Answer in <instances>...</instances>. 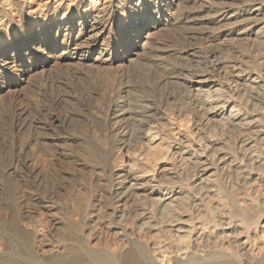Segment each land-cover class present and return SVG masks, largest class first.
Listing matches in <instances>:
<instances>
[{
    "label": "bare ground",
    "instance_id": "bare-ground-1",
    "mask_svg": "<svg viewBox=\"0 0 264 264\" xmlns=\"http://www.w3.org/2000/svg\"><path fill=\"white\" fill-rule=\"evenodd\" d=\"M21 60L25 74L0 73V110L33 139L0 165V190L14 180L34 221L11 222L26 257L66 263L73 228L90 264H264V0H0V63ZM134 66L179 96H139ZM96 74L106 85L89 108L74 88ZM49 83L48 109L35 99ZM74 101L88 109L60 110Z\"/></svg>",
    "mask_w": 264,
    "mask_h": 264
},
{
    "label": "rangeland",
    "instance_id": "rangeland-1",
    "mask_svg": "<svg viewBox=\"0 0 264 264\" xmlns=\"http://www.w3.org/2000/svg\"><path fill=\"white\" fill-rule=\"evenodd\" d=\"M187 23H189V22H187ZM190 23L191 24H189V25H187V27L189 28V27H191V25H192V28H197V26H195V25H193L192 23V21H190ZM199 27L200 26H198V28H197V30L195 29V31L196 32H199L198 30H200L199 29ZM194 31V29L192 30V32ZM130 72H131V74L133 75V77H132V79L135 81V84L137 85V87L139 86V90H140V95L139 96H143V95H146L147 97H150V98H153V100L154 101H156V103L157 104H162L163 102H165L164 100L166 99V96L168 97V95H170V96H174V97H177V96H179V90L174 86V87H169V88H164V89H162V88H160V87H158L157 85H156V83L154 84V80L152 79V75L150 76V74H149V72L147 71V70H145L144 68H142L141 66H134V67H131L130 68ZM148 73V74H147ZM102 74V73H101ZM64 75V76H63ZM96 75H98V76H96ZM96 75H94V77L92 78V77H90L88 80H85V81H83V82H80V83H77V84H75V87L76 88H74L75 90H74V92H76V95H75V97L78 99V97L80 98L81 97V95L83 96V97H85V102L87 101V106L89 107V108H93L94 106H97L99 103H100V100H97V99H99L98 97V94L100 93H98L97 91H96V89H103L104 87H103V85L105 86L106 84H104L105 83V81H106V79H105V76H104V74H103V76L102 75H100V74H96ZM66 75H65V72H63L62 74H60V75H58L57 77H55L53 80L55 81H57L58 80V78H62L61 79V81L62 80H64L63 78L65 77ZM134 76H135V78H134ZM103 77H104V79H103ZM66 78V77H65ZM98 78H100V79H98ZM94 79V80H93ZM103 82H101V81ZM65 81V80H64ZM63 81V82H64ZM95 81V82H94ZM100 81V82H99ZM152 81V82H151ZM86 82V83H85ZM88 82V83H87ZM91 82H93V83H91ZM138 83V84H137ZM95 85V86H94ZM156 85V86H155ZM94 86V87H93ZM53 87H55V85L53 86V84H47V86L46 87H44V89H46V93L47 94H45L43 91H41L40 92V94H41V97L40 98H38V96L39 95H37L36 97H37V99H35V100H41V98H42V100H41V102L40 101H37L38 102V104L40 105V104H43V106H45V107H47L48 106V103H47V106H46V101H45V99H43V97L42 96H44V95H49L51 92H52V89H53ZM95 90H94V89ZM144 88V90H141V89H143ZM157 88V89H156ZM153 89V90H152ZM162 89V90H161ZM151 90H152V92H151ZM155 90V91H154ZM164 90H165V92H164ZM96 91V92H95ZM99 91V90H98ZM149 91V92H148ZM164 93H162V92ZM92 92V93H91ZM143 94H142V93ZM39 93V92H38ZM37 92H36V94H38ZM96 93H98V94H96ZM151 93V94H150ZM88 94H89V96H91V99L93 100H89V99H87V97H89L88 96ZM91 94H93V95H91ZM153 94V95H152ZM159 94V95H158ZM163 94V95H162ZM31 94H29V96H30ZM100 95V94H99ZM32 96H34V97H32ZM94 96V97H93ZM33 98V99H32ZM34 98H35V95H31L30 96V100L29 101H27L26 102V104H24V106L26 107V109H28V108H30V109H28L29 111L28 112H26V116H28V118H30L31 116V118H33L34 119V117L35 118H37V119H40L41 117H40V115H38L35 111L37 110L36 108H37V106H34V105H36V101H34ZM97 98V99H96ZM158 98V99H157ZM97 100V101H95V100ZM33 101V102H32ZM91 102V103H90ZM28 103H29V105H28ZM74 103V104H73ZM70 104H72V105H74V106H70L69 104H67V106L65 105V106H62L61 108H60V110L62 111V112H66V109L68 110L66 113H72V114H77V113H79V112H77L78 111V109H81V111H80V113H82L83 112V110H84V112L88 109V107L87 106H84V108L83 107H79V106H77V103H76V101H74V102H71ZM40 106H42V105H40ZM91 106V107H90ZM10 106H6L5 107V109H4V111L3 110H0V165H3L1 168L2 169H4L5 167H4V164H5V166L7 167V165L9 166V164L15 159V156H17L18 155V152H17V150L19 149V147H20V144H21V141L23 142V144H26V143H29V141L28 140H30V139H33V137L31 138V136H33V134L31 135V136H29V137H25V135L26 134H22V135H20L21 133H27L28 135H29V131H28V129H23V132H21L20 134H19V132L17 133V131H15V129L13 130L12 129V123H10V121L12 120V114H13V109H11V108H9ZM64 107H66V108H64ZM70 107V108H69ZM75 107V108H74ZM8 108V109H7ZM48 108V107H47ZM72 108V109H71ZM35 109V111H31V110H34ZM49 109V108H48ZM5 110H9V111H5ZM74 110H75V112H74ZM77 110V111H76ZM4 112V113H3ZM77 112V113H76ZM264 112V111H263ZM12 113V114H11ZM27 113H28V115H27ZM31 115H30V114ZM36 113V114H35ZM79 113V114H80ZM11 117V118H10ZM31 118L30 119H28V120H31ZM10 119V120H9ZM10 124H9V123ZM80 122V123H79ZM84 122V121H83ZM83 122H81V121H79V120H76L75 122H73V123H71V125H72V127L74 128L73 130H77L78 128H82V125L84 124ZM78 123V124H77ZM9 124V125H8ZM77 124V125H76ZM81 126H80V125ZM8 125V126H7ZM11 125V126H10ZM71 125H68L66 128H72L71 127ZM76 125V126H75ZM10 126V127H9ZM84 126V125H83ZM8 127V128H7ZM76 127V128H75ZM26 130V131H25ZM71 130V129H70ZM79 130V129H78ZM10 131H12L11 133L13 134H11L10 133ZM9 132V134H7V133ZM42 133H44V135H45V137L47 138V139H52V137H53V133L50 131L49 132V130H48V132L47 131H45V132H42ZM47 134H49V135H47ZM18 135H20V137H18ZM24 135V136H23ZM28 135H26V136H28ZM43 135V136H44ZM52 137H51V136ZM23 136V138H21ZM234 135L232 134V136L231 137H233ZM51 137V138H50ZM25 138V139H24ZM19 139H21V141L19 140ZM60 145V146H59ZM59 145H57L56 147L55 146H53L55 149L53 150V148H52V145H49V147L52 149H50V148H48L47 147V149L45 148V150L44 151H46V154L50 151H55V150H57L58 152H60V151H62L64 148H62V147H64V146H62L61 144H59ZM91 145H95V144H90L89 143V147L93 150V148H94V150L96 149L97 150V146H93V148H92V146ZM62 146V147H61ZM59 147V148H58ZM61 148V149H60ZM49 149V150H48ZM59 149V150H58ZM99 149V148H98ZM93 150V151H94ZM95 150V151H96ZM97 151H101L99 154L100 155H98L97 154ZM96 151V154L101 158L102 157V155L104 154V156L106 157L105 159H106V161H104V156L102 157V159H103V161H104V164L105 165H103V166H106L107 165V163L106 162H108V158H107V156L109 155V153L108 152H106V151H103L102 152V150H97ZM105 152V153H104ZM101 162V161H100ZM103 163V162H102ZM45 175H42V182H44V186L45 187H48V183H49V180H47V177H45ZM222 185V186H221ZM220 186H221V188H225V186L223 185V182H222V184H221ZM14 186H16V182L13 180V181H8V182H6V184L4 185V188L3 189H1L0 190V236H1V238H3L2 239V246H1V248H2V250H3V258H7L8 259V261H6V263L5 264H39L33 257L32 258H30L29 256L28 257H26L27 256V253H26V251H24L20 246H18L19 244H20V242L18 241V240H15L16 238L14 237L15 235H13L14 233H12V230H11V225L13 224V223H11V222H14L15 224H17L16 223V221L17 222H19V220H20V222H27V223H31V222H34V221H31L30 219H32V218H29V217H22L21 216V213H22V211L24 210V205H21L20 203H19V201H18V197L17 196H14V191H13V189H12V187H14ZM223 188V189H224ZM50 192H49V195H53L54 193V196H58V198H64L61 194L59 195L58 194V192H57V194H56V190H53V189H51V188H49L48 189ZM222 190V189H221ZM224 191H225V189H224ZM54 192V193H53ZM226 192V191H225ZM225 192H224V194H223V196L225 197ZM53 193V194H52ZM225 199V198H224ZM31 206H32V204H31ZM35 205H33V207H34ZM33 207H28L27 208V210H26V208H25V211H29L28 209H30V211H35V210H33L34 208ZM20 218H22V219H20ZM18 219V220H17ZM76 219H79V216H76ZM12 220H14V221H12ZM33 220V219H32ZM72 229V230H71ZM71 229H69V230H66V231H61V234H66L67 233V235H71L70 236V238L72 237V240H73V242L72 241H68L67 243H69V244H71V246L73 245V247H75V248H72L71 249V251L72 250H75V251H77V253L74 255V256H72V257H67V259H66V263H64V264H76V263H79V264H90V262H89V260H90V258H89V252L85 249V250H83L82 249V247L80 248V246L81 245H83L84 246V243H85V241H84V237H83V235H82V233L80 232V230H74L73 231V228H71ZM18 242V243H17ZM66 243V244H67ZM1 244V243H0ZM17 247H18V249H17ZM80 248V249H79ZM20 249V250H19ZM25 252V254H24V252H22V250ZM19 250V251H18ZM80 250V251H79ZM20 251H21V253H20ZM70 251V252H71ZM18 254H21V255H18ZM75 257V258H74ZM72 258H74V259H72ZM6 259V260H7ZM143 259H146L145 257H143ZM72 260V261H71ZM71 263H70V262ZM146 261V260H145ZM74 262V263H73ZM2 264V263H1Z\"/></svg>",
    "mask_w": 264,
    "mask_h": 264
},
{
    "label": "snow or ice",
    "instance_id": "snow-or-ice-1",
    "mask_svg": "<svg viewBox=\"0 0 264 264\" xmlns=\"http://www.w3.org/2000/svg\"><path fill=\"white\" fill-rule=\"evenodd\" d=\"M30 52L32 59L35 62H39L47 59L49 53L52 52V47L49 45H44L39 48H35L34 50L30 49ZM19 63H20V68H14L12 65H9V67H4L3 63H0V73H2L3 76H7V77H15L17 72H20L21 74H25V70L27 68L26 61L21 60L19 61Z\"/></svg>",
    "mask_w": 264,
    "mask_h": 264
}]
</instances>
